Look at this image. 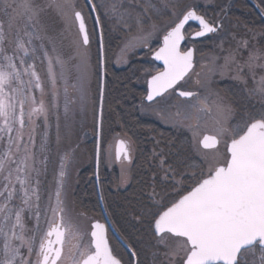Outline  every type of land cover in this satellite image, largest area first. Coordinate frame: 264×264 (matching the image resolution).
Here are the masks:
<instances>
[{
	"label": "snow or ice",
	"instance_id": "obj_1",
	"mask_svg": "<svg viewBox=\"0 0 264 264\" xmlns=\"http://www.w3.org/2000/svg\"><path fill=\"white\" fill-rule=\"evenodd\" d=\"M86 2L92 13L100 8L105 16L120 21L124 19L122 0H111L110 3L101 0L99 4L93 0ZM47 9L53 10L64 22L62 36L65 32L70 35L73 28L76 30V36L70 41L74 55L67 60L57 51L53 38L40 24L41 14ZM18 20L25 22L22 29L16 26ZM190 21L197 22L199 28L192 34V39L215 33L219 27L193 8L165 32L162 45L154 53L155 60L162 61L163 69L147 81V101L165 97L192 71L194 49L181 48L182 42L188 38L185 26ZM95 22L100 23L99 15L95 16ZM136 25L138 34L126 43L125 50L139 43L146 45L148 38L158 31L157 26L152 25V31L145 35L139 17ZM14 29L15 37L10 40ZM45 42L51 45V51ZM89 43L85 16L77 9L76 0H45L43 7L36 0H0V264H121L110 245L104 224L93 223L88 233L90 239L84 242V234L65 219L61 191L67 154L60 165L52 216L48 218L45 215L48 227L43 233L39 227V180H36V186L31 183L33 172L37 176L41 174L34 165L46 164V158L37 160L33 151L36 147V119L42 118L47 126L50 107L58 109L61 92L66 118L70 105L78 104L82 110L88 102L91 77L87 53ZM6 44L13 45L11 54ZM244 47H247L246 41ZM73 59L76 63L69 68ZM216 59L213 57L214 65ZM36 60L46 62L47 90L45 80L36 70ZM262 61L264 53L259 50L249 51L243 64L236 60L235 53L229 52L219 68L223 74L230 65H235L237 79H242L241 74L247 68L255 81V69H264ZM215 71V66L208 69L210 74ZM257 83L253 94L264 97V76ZM69 89L75 93V98H69ZM34 90L39 91V101L33 94ZM48 95L51 96L50 106L44 99ZM178 95L186 100L194 99L184 113V119L197 121L195 126H189L194 141L203 149L214 151L203 153L208 162L206 178L198 180L186 194L177 192L178 199L163 204L156 201L157 211L151 214L157 243L168 249L167 256L179 258L180 264H264V112L259 118L253 116L229 127L230 109L216 104L214 133L204 134L199 139V114L210 113L212 108L198 93L179 91ZM100 99L102 103V88ZM26 104L30 105L27 112ZM176 115L181 113L177 111ZM25 127L30 129L27 141L24 140ZM221 138H227L228 155L223 164L218 161L217 146ZM45 148L46 139L42 140L39 151L44 152ZM21 152L23 155L17 159L16 154ZM130 152L131 147L125 141L116 142L117 161L123 158L130 162ZM13 164L14 168L11 167ZM17 198L19 203L14 204ZM26 212L35 220L31 229L25 221ZM117 240L126 244L122 237L117 236ZM135 255L133 251L132 256Z\"/></svg>",
	"mask_w": 264,
	"mask_h": 264
},
{
	"label": "trees",
	"instance_id": "obj_2",
	"mask_svg": "<svg viewBox=\"0 0 264 264\" xmlns=\"http://www.w3.org/2000/svg\"><path fill=\"white\" fill-rule=\"evenodd\" d=\"M81 1L91 35V48L95 55L94 92L98 102L100 51L97 26L89 5L85 0ZM166 1L167 6L156 17L147 14L146 0H133L134 4L131 7L124 2V8L121 10L126 12L128 7L133 14L141 16L143 26L149 23L163 25L171 19V8H174V5L182 9L185 4L191 2V0H179L175 4L169 0ZM205 1L203 6L195 0L193 7L211 23L228 20L232 24H241L264 33V21L248 0ZM254 1L264 10V0ZM93 2L95 3V0ZM168 8H170L169 11H167ZM97 11L103 30L106 54L101 147L107 148L117 138H125L132 146V161L129 164L130 179L123 189L115 188L118 181L117 170L115 168L109 170L104 165L103 157L101 158V192L109 217L122 238L136 253L138 264H149V257L156 251L155 242L158 240L153 231L154 219L151 214L157 211L156 201L162 204L168 203L170 200L178 199L177 192L182 195L190 191L198 180L206 177V163L192 144L189 133L166 127L155 119L141 114L140 108L145 104L147 93L143 78L147 73L159 69V66L148 56L147 59L134 60L128 67L118 69L114 64L115 54L126 32L120 20L113 17L106 18L99 8ZM132 29L134 32L137 31L136 26ZM195 29V25H189L186 29L187 36H190ZM160 39L161 36H158L156 44ZM192 43L196 47L197 57L213 50L212 37ZM158 46L159 44L154 47ZM221 89L232 97L229 100L239 110L237 118L246 119L248 114L245 111V104L239 99L241 97L238 95L237 83H222ZM96 135V126L93 134L85 135L84 146L91 161L78 174L73 203L75 208L86 216L103 219L94 180ZM153 193L156 194L155 197ZM112 247L115 253L126 255V264L134 263L132 256L114 238Z\"/></svg>",
	"mask_w": 264,
	"mask_h": 264
},
{
	"label": "rangeland",
	"instance_id": "obj_3",
	"mask_svg": "<svg viewBox=\"0 0 264 264\" xmlns=\"http://www.w3.org/2000/svg\"><path fill=\"white\" fill-rule=\"evenodd\" d=\"M177 4L179 0H169ZM195 0L185 4L182 9L178 8V5H174V8H171L172 16L170 20H167L163 25L158 23H149L147 26L142 25L141 16L133 14L128 7H131L133 0H122V3L126 2L128 7H126V12L124 13V19L122 22L123 28L126 33H124V38L122 39L118 50L115 54L114 64L118 69L126 68L134 60L147 59L152 53L156 50L154 47L157 44H161L163 35L165 32L183 16V14L189 9H193V4ZM201 5L204 6L205 0H197ZM38 4L42 7L45 3V0H36ZM106 2H111V0H106ZM158 2V3H157ZM96 4L101 3V0H95ZM77 9L81 10L84 13L82 7V1L76 0ZM127 6V5H126ZM147 14L157 16L161 13L162 9L167 6V1L160 0H146ZM90 7V6H89ZM100 9V8H99ZM195 9V8H194ZM168 8L167 11H169ZM196 10V9H195ZM101 13L104 14L103 10L100 9ZM98 14V11H96ZM163 13V12H162ZM201 14V13H199ZM99 15V14H98ZM105 16V15H104ZM94 17V16H93ZM106 18H111L105 16ZM139 17L141 21V26L145 35L152 31V25H156L158 31L153 33L152 36L148 38L147 44L143 43L137 44L131 49L125 50L126 43L135 35L137 31L134 32L132 27H137L136 18ZM114 18V17H113ZM95 19V18H94ZM24 21L18 20L16 26L19 28L24 27ZM40 24L47 31L48 35L53 38V42L56 45L57 51L62 54L63 58L67 60L70 56L74 55V48L70 45V41L76 36V30L73 28L71 34L65 32L64 35H61V32L65 28L64 22L61 18L51 9L45 10L40 17ZM160 24V25H159ZM216 24V23H215ZM221 28L217 33L211 35L213 50L205 55L200 57L196 56V65L194 71L190 76L181 84L180 89L184 91L197 92L201 99L206 98V102L209 107L212 108L210 113H200L199 119V139H202L204 134H213L214 126L213 122L217 118L216 104L224 105L230 109V114L228 115V126H234L237 123H242L244 120L249 119L250 117H257L264 112V97H261L259 94H253V89L258 87V81L261 76H264V69L256 68L255 69V81L253 76L248 72L247 68L244 69L242 79L235 78L237 73L235 71V65H230L229 69L224 71L223 74L220 71L219 66L224 64V57L233 52L236 54V60L243 64L247 59L249 51L259 50L264 53V33L260 31H255L249 29L241 24H232L228 20L220 22ZM39 27V25H38ZM196 31V29L194 30ZM22 34V32H21ZM158 36H161L159 43L156 44V39ZM15 37V29L13 35L9 36V39L12 40ZM67 37V38H65ZM247 42V47H244V42ZM155 42V45H154ZM35 43H39L36 41ZM190 46V42H188ZM9 49V54H11V48L13 45H5ZM45 46L51 51V45H48L45 42ZM123 50V51H122ZM87 53L89 57V63L91 66V77L89 83V98L86 106L81 110L78 104L70 105V111L67 118L64 113V97L63 93L58 100V109H51L47 126L45 125L42 118H37L36 129H35V145L36 147L33 151L36 153L37 160H45L46 164L42 165L36 163L34 166L41 170V174L37 176L35 172L32 173L31 183L33 186H36V180H39L38 185V194L40 199L38 201L39 212L41 216L40 220V232L43 233L48 227V220L45 219V215L48 218H51V207L55 204V192L58 186L60 165L62 158L65 155H68V160L66 161L65 172L66 175L63 180V188L61 191V199L63 201L64 207V216L67 221H70L74 226H76L81 233L84 234V242H88L90 237L88 233L91 231L92 223L95 221L94 218L86 216L85 214L79 212L73 203V193L77 183V177L79 172L86 167L91 159L86 151L84 146V140L86 134H93L95 126L97 127L98 121V110H99V100L96 102L94 84H95V75H96V65H95V55L91 48V45L87 46ZM42 56V53H38ZM213 57H216L215 65L213 64ZM264 62V61H262ZM36 70L40 73L42 79L45 80V88L47 90V77L45 74L46 62L42 63L41 60H36ZM76 61L73 59L69 62V68ZM216 67L214 73H209L208 69ZM155 71L147 73L143 78L144 82L147 84V80L152 76ZM199 74V75H197ZM101 79V75H100ZM199 80L200 83L197 84L196 81ZM246 81V83H245ZM226 82H235L239 87V98L241 102L245 104V111L248 114L246 119L240 120L237 118L239 110L236 108L233 102L229 99L230 97L227 93L221 89V84ZM101 90V80H100V89H99V98ZM33 94L36 96L37 101L40 99V94L38 90H34ZM229 96V97H228ZM69 98H75V93L69 89ZM45 101L51 105V96H45ZM194 102L193 100H186L171 92L165 97H162L154 103H145L141 105L140 111L141 114L145 117L155 119L162 125L173 128L180 129L189 133L192 144L197 149L199 155L204 159L203 153L210 152L214 150H204L202 147L193 139L192 131L190 130V125L195 126L197 121L195 119H184V113L188 109V105ZM29 104L25 105V111L27 112ZM242 107V106H241ZM74 109V110H73ZM179 111L181 115L177 116L176 113ZM57 116L59 119L57 120ZM96 124V125H95ZM29 128L25 127L24 129V140L27 141ZM15 135V133H13ZM95 136V135H94ZM46 139V148L44 152H40V144L42 140ZM118 139V138H117ZM117 139H115L110 146L101 150V155L103 157L104 165L109 169H116L118 172V181L115 184L116 189H123L129 183L130 179V166L126 163H117L115 159V146ZM227 138H221V143L218 147V161L223 164L227 157L226 143ZM230 143V140H228ZM15 152V149H13ZM109 153H111L109 155ZM23 155V152L16 154V158L19 159ZM205 161V159H204ZM205 174L207 176L208 172V162H206ZM12 168L15 165H11ZM34 199V198H33ZM14 204L19 203V199L13 201ZM35 211V209H34ZM25 221L27 227L31 229L34 224V218L29 217V213H25ZM158 241V240H157ZM155 242L156 251L149 257V264H180L179 258L172 259L167 256L165 253L168 251L163 245ZM171 244L172 241L170 240ZM2 247V244H0ZM33 259H35V254H33Z\"/></svg>",
	"mask_w": 264,
	"mask_h": 264
},
{
	"label": "water",
	"instance_id": "obj_4",
	"mask_svg": "<svg viewBox=\"0 0 264 264\" xmlns=\"http://www.w3.org/2000/svg\"><path fill=\"white\" fill-rule=\"evenodd\" d=\"M255 8H256V10H257V12H259L260 14H261V16H262V18L264 19V13H263V11L260 9V7L256 4V2L254 1V0H248ZM198 13V12H197ZM94 14V17L96 16V15H98L97 14V12H95V13H93ZM199 14V13H198ZM199 15H201V14H199ZM182 18V17H181ZM86 22V21H85ZM190 24H195L197 27H198V24H197V22H195V21H190L189 22V24H187L186 26H185V31H186V28H187V26H189ZM219 27H218V30L221 28V24L220 23H218L217 24ZM97 26H98V31H99V38H100V48H101V38H102V48H101V88L103 89V101H102V103H101V99H99V110H98V134H97V148H96V155H95V180H96V182H97V190H98V196H99V201H100V205H101V208H102V211H103V213H104V215H105V220H106V222H101V221H98V222H100L101 224H104L105 226H106V228H107V225H109L112 229H113V231L115 232V234L117 235V233H116V231H115V229L112 227V225H111V223H110V220H109V218H108V216H107V212H106V209H105V205H104V201H103V198H102V194H101V190H100V186H99V179H100V177H99V173H100V157H101V147H100V138H101V127H102V118H103V104H104V93H105V77H106V73H105V58H104V49H103V36H102V30H101V26H100V23L99 24H97ZM86 27H87V24H86ZM87 30H88V27H87ZM198 30H199V28H198ZM218 30H217V32H218ZM217 32H215V33H217ZM215 33H210V34H207L206 36H204V37H198V38H195V39H192L191 38V36H190V39L192 40V41H196V40H201V39H204V38H206V37H208V36H211L212 34H215ZM186 34V33H185ZM194 34V33H193ZM163 39V38H162ZM187 40V39H186ZM186 40L184 41V42H182V44H181V48H182V50H183V46L185 45V43H186ZM162 45V41H161V44H160V46ZM159 46V47H160ZM159 47L155 50V51H157L158 49H159ZM189 48H193L194 49V58H193V69H192V71L194 70V68H195V60H196V50H195V47L192 45V46H190ZM155 51L153 52V54H152V59L159 65V66H161V68L163 69V63H162V61H157V60H155V58H154V53H155ZM161 69V70H162ZM191 71V72H192ZM190 72V73H191ZM190 73H189V75H190ZM156 74V73H155ZM154 74V75H155ZM188 75V76H189ZM187 76V77H188ZM186 77V78H187ZM151 78V77H150ZM149 78V79H150ZM185 78V79H186ZM148 79V80H149ZM184 81V80H183ZM183 81H181L180 83H182ZM179 83V84H180ZM178 84V85H179ZM177 85V86H178ZM176 86V87H177ZM170 91H172V90H170ZM169 91V92H170ZM179 91H182V90H179ZM178 91V92H179ZM147 96V95H146ZM159 98H161V97H157L155 100H157V99H159ZM154 100V101H155ZM145 101L147 102V103H152V102H154V101H152V102H149V101H147V99L145 98ZM208 135H211V134H208ZM118 140H123V141H125L128 145H129V143L125 140V139H118ZM117 140V141H118ZM220 145V144H219ZM219 145L217 146V147H219ZM202 147V146H201ZM204 150H206V149H204ZM98 152H99V155H98ZM130 155H131V152H130ZM132 158V157H131ZM123 160V158L120 160V161H117V162H121ZM125 162H129V161H126V160H124ZM95 222H97V221H95ZM94 222V223H95ZM153 228H154V226H153ZM155 233V232H154ZM118 236V235H117ZM122 245H123V247L131 254V256H132V252L134 251L131 247H129V245L126 243H122ZM133 257V259H134V264H138V259H137V255H135V256H132ZM122 264V263H121Z\"/></svg>",
	"mask_w": 264,
	"mask_h": 264
},
{
	"label": "flooded vegetation",
	"instance_id": "obj_5",
	"mask_svg": "<svg viewBox=\"0 0 264 264\" xmlns=\"http://www.w3.org/2000/svg\"><path fill=\"white\" fill-rule=\"evenodd\" d=\"M255 9H256V8H255ZM262 10H263V9H262ZM256 11H257V10H256ZM263 11H264V10H263ZM257 13H258V14L260 15V17L262 18L261 14H260L259 12H257ZM262 20L264 21L263 18H262ZM103 49H104V58H105V60H106L105 47H103ZM180 86H181V84H180L178 87H176V89H174V90L171 91V92H175V94L178 95V91L181 90V89H180ZM171 92H170V93H171ZM168 94H169V93H168ZM178 96H179V95H178ZM131 155H132V149H131ZM101 158H102V155H101ZM131 161H132V160H131ZM131 161H130V162H125V161L123 160V161H121L120 163H126V164L129 165V164L131 163ZM99 177H100V173H99ZM94 178H95V177H94ZM94 180H95V179H94ZM101 181H102V179H101V177H100V179H99V186H100V184H101ZM96 185H97V182H96ZM100 188H101V187H100ZM100 207H101V205H100ZM105 209H106V207H105ZM101 210H102V208H101ZM102 212H103V211H102ZM106 212H107V210H106ZM103 216H104L103 219H95V218H94V220H95V221L106 222L104 213H103ZM107 216H108V218H109V220H110V223H111L112 227L115 229L117 235H118L119 237H122L121 234L118 232V230L115 228V225H114V223L112 222L111 218L109 217L108 212H107ZM107 229H108V235H109V242H110V245L112 246V240H113V238L117 240V235L115 234V232L113 231V229H112L109 225H107ZM123 240H124V239H123ZM124 241H125V240H124ZM117 242H118V240H117ZM120 245L123 247L122 243H120ZM123 248H124V247H123ZM124 249H125V248H124ZM114 254H115L119 259H121V263H122V264H126V255H124V254H122V253L117 254V253H115V251H114Z\"/></svg>",
	"mask_w": 264,
	"mask_h": 264
}]
</instances>
